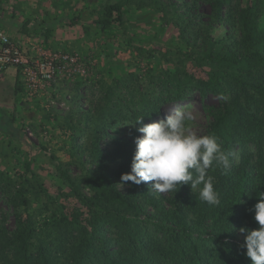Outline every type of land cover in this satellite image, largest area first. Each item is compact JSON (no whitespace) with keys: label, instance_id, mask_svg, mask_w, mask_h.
I'll use <instances>...</instances> for the list:
<instances>
[{"label":"trees","instance_id":"16d2710c","mask_svg":"<svg viewBox=\"0 0 264 264\" xmlns=\"http://www.w3.org/2000/svg\"><path fill=\"white\" fill-rule=\"evenodd\" d=\"M84 2L69 16L54 12L49 33L66 19L118 42L113 54L130 60L96 80L92 114L65 118L68 160L26 137L32 115L0 108V264H251L239 229L258 227L248 209L264 191V0ZM23 87L18 78L15 98ZM196 97L202 135L215 133L231 153L229 171L209 170L220 203L190 185L158 193L123 183L139 127L125 124L164 119L167 105Z\"/></svg>","mask_w":264,"mask_h":264},{"label":"rangeland","instance_id":"374dc122","mask_svg":"<svg viewBox=\"0 0 264 264\" xmlns=\"http://www.w3.org/2000/svg\"><path fill=\"white\" fill-rule=\"evenodd\" d=\"M7 1L11 2L14 5V8L20 12L13 15V9H11L12 6H9L10 9H7L4 5V15L8 14L9 18H7V20L12 22L14 27H20V29H22V34H27L26 36H23L25 39L27 38L28 41L35 43L36 45L45 46L46 48L77 51L86 55V57L92 61L93 76L91 79L85 80L73 78L59 80L49 91V94L41 95L32 100L25 96L24 93L23 95H20L21 98H15L14 93L11 88L8 87L6 82L0 84V108L5 107L8 109V112L16 109L17 119L20 117H26V115H32L34 117L35 125L26 126V137L33 144L44 145L47 147L48 151H54L63 160H68L69 155L67 153V143L64 148H62L63 143L67 142L70 136V131L65 130V125L62 124L64 123L65 118H72L74 122H77L78 119L83 121L85 114H92L94 106L99 98V90L98 85H96V80L101 74H106L107 72L115 75L119 72L117 68L118 65L121 64V61L124 64L130 59L127 58V53L124 54L120 52L119 54H113V48L117 47L118 42L113 39L108 41L107 38H97L91 34L86 35L80 24L69 26L66 24V19H62L60 22L57 20L58 24L54 25V28L49 33L46 26L53 24L51 18L54 12L58 11L68 16L72 15V12L75 10L74 7H82L85 0ZM202 8L205 11L208 10L205 6ZM154 18V20L157 19L156 16ZM26 19H32L33 22H28ZM7 26L8 25L3 26V31L10 36H14L17 40L18 36ZM225 29V25L221 26L219 30H216V35H222L225 32ZM92 30H94L93 27ZM46 36L48 37V40L45 41V38H47ZM139 66L143 73L145 65L141 62L139 63ZM128 69H131V67ZM49 100H54L55 103L51 105ZM16 101L18 103L20 101H25L26 104L29 105V108L26 109L24 106L21 107L22 104L19 105ZM182 107L189 108L193 112L196 119L192 122V130L198 135H202L206 124L208 123V119L204 116V112L200 108L198 97H196L189 105L185 102L167 105L163 111V118H166L171 112ZM45 112H49L56 117L57 120L54 121V119H49V121L47 117H43ZM158 120L160 119L158 118L156 121ZM55 122L61 123L62 127L60 129L56 128L55 130H51V132L50 130L48 131L45 129L46 126L49 127L51 124H55ZM138 135H140V133H137V136ZM71 172L73 174H78L79 170L76 166H71ZM149 183L153 186L154 182ZM123 186L124 185H121L120 187ZM11 222L12 218L9 220V223Z\"/></svg>","mask_w":264,"mask_h":264},{"label":"clouds","instance_id":"9594fccd","mask_svg":"<svg viewBox=\"0 0 264 264\" xmlns=\"http://www.w3.org/2000/svg\"><path fill=\"white\" fill-rule=\"evenodd\" d=\"M143 117L135 123L140 135L134 137L135 151L130 171L121 175L123 183L154 182L152 189L158 193L173 192L182 185L199 189V200L209 205L220 203L214 188V177L209 170L215 166L225 173L231 168V153L225 152L213 132L198 135L192 130L196 119L186 107L178 108L166 118L144 124ZM257 222V228L241 227L244 236L241 248L251 264H264V191L258 201L248 209Z\"/></svg>","mask_w":264,"mask_h":264},{"label":"built area","instance_id":"2783aa9c","mask_svg":"<svg viewBox=\"0 0 264 264\" xmlns=\"http://www.w3.org/2000/svg\"><path fill=\"white\" fill-rule=\"evenodd\" d=\"M10 67L17 71L30 100L49 94L59 80L93 76L91 60L81 53L40 45H34L31 53L0 29V73Z\"/></svg>","mask_w":264,"mask_h":264},{"label":"crops","instance_id":"0c3cea01","mask_svg":"<svg viewBox=\"0 0 264 264\" xmlns=\"http://www.w3.org/2000/svg\"><path fill=\"white\" fill-rule=\"evenodd\" d=\"M6 6L7 9H10V7L12 6L11 9H13L14 5L7 1V0H0V29L3 30V26L4 25H8L7 27H9V29L12 30V32H14V34H16L18 36V39L16 40L14 38V36H10V38L15 41L16 43H18L19 45H21L22 48L26 49L28 52L32 53V49L33 46L36 45L35 43H32L30 41L27 40V38L25 39L23 36H26L27 34H22L21 31L19 30V27L16 28L13 26L12 22H9V20H7V18H9L8 14L4 15V9L3 6ZM10 6V7H9ZM20 12V11H18ZM14 15V14H13ZM22 16V14H21ZM11 17V15H10ZM45 45V44H44ZM1 80H0V84L2 83H7L8 87L11 88L12 92L14 93V86L16 84V81H18V74L17 71L15 70V68L10 67L5 69L4 71L1 72ZM25 92V89L23 87V93ZM22 93V95H23ZM24 95L26 96V93H24Z\"/></svg>","mask_w":264,"mask_h":264}]
</instances>
